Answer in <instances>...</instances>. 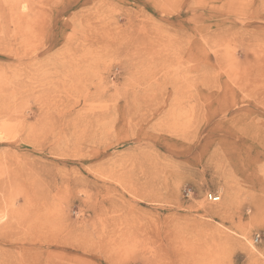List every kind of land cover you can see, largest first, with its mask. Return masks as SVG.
I'll return each instance as SVG.
<instances>
[{
	"label": "rangeland",
	"instance_id": "rangeland-1",
	"mask_svg": "<svg viewBox=\"0 0 264 264\" xmlns=\"http://www.w3.org/2000/svg\"><path fill=\"white\" fill-rule=\"evenodd\" d=\"M3 260L264 264V0H0Z\"/></svg>",
	"mask_w": 264,
	"mask_h": 264
},
{
	"label": "built area",
	"instance_id": "built-area-1",
	"mask_svg": "<svg viewBox=\"0 0 264 264\" xmlns=\"http://www.w3.org/2000/svg\"><path fill=\"white\" fill-rule=\"evenodd\" d=\"M207 197H208L209 200L214 201V202L220 200V195H217V194L214 193V192H209V193L207 194Z\"/></svg>",
	"mask_w": 264,
	"mask_h": 264
},
{
	"label": "bare ground",
	"instance_id": "bare-ground-1",
	"mask_svg": "<svg viewBox=\"0 0 264 264\" xmlns=\"http://www.w3.org/2000/svg\"><path fill=\"white\" fill-rule=\"evenodd\" d=\"M75 74V73H74ZM221 199V198H220ZM0 264H11L10 262H8V261H0Z\"/></svg>",
	"mask_w": 264,
	"mask_h": 264
}]
</instances>
